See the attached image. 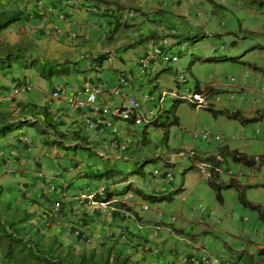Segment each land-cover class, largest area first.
I'll list each match as a JSON object with an SVG mask.
<instances>
[{"label": "crops", "instance_id": "obj_1", "mask_svg": "<svg viewBox=\"0 0 264 264\" xmlns=\"http://www.w3.org/2000/svg\"><path fill=\"white\" fill-rule=\"evenodd\" d=\"M46 2H52L56 6L55 8L65 13L68 23L60 22L59 24L57 22L58 25L63 27L62 33L55 34L53 30H49L48 26L43 24L45 23L43 20L45 16H40V14L38 16L39 20H31L27 23L22 19L14 23L1 36L3 35L8 43L15 44L22 37H25V35H22L25 33L19 34L14 31V28L24 26L25 29H32L30 33L26 32V36L36 37L34 39L37 44L43 48V51L40 52L42 56L59 64L65 63L70 74L44 80L34 70H24L17 66L12 67L8 72H0V87L3 90H10L12 86L24 82L32 84V90L23 99L14 101L11 105L0 104V110L14 111L20 110L24 106L26 112L29 111V105H34L36 106V113H38V111L46 108L49 116L53 118L54 124L64 133L78 129L77 125L81 122L82 117L86 116V112H69L62 101L52 100L50 96L57 86H62L67 94L82 100L83 96L80 93L84 83L92 82L107 88L111 86L118 74L127 75L131 80L129 90L131 95L139 97V99L144 95L150 96V100L145 101L139 111L142 121L145 122L148 119L147 126H145L147 127L145 129L146 133L148 127L152 126L151 121L162 117V113L171 107L170 104L172 105L174 100H182L174 97L177 89L176 81L173 80L171 83L160 75V62L154 63L150 70L151 73L145 77L137 74L138 58L152 46L157 45L159 40L156 39L154 28L148 30L147 23L136 25L138 15L146 17L147 13L154 12L155 15L152 14L153 18L156 16L157 19L167 17L169 25L165 29L172 28L174 31H164V36L175 34L180 27H182V33H176V36L182 38L184 36L190 38L196 31H201L204 34L201 38L220 37L223 34L237 36L236 31L238 28L241 35L248 33L249 36L245 35V39H254L252 45H247V40L244 41L243 46H241L242 43L237 41L231 42V49H244V52L237 56L238 59L235 61L239 64L238 69H236L239 77L237 83L231 85L228 81L223 84L215 82L206 86L197 83L193 92H196L195 90L204 92L207 89L222 88L223 85H226L230 91H233L235 98L230 104H222L226 105H221L224 107L222 111H227L230 114L240 112L246 119L257 118V120L253 123L243 124L238 120L228 119L224 115H217L214 118L213 125L216 126L217 132L223 136L221 143L203 144L200 141L192 143L188 141L187 143L184 138L179 149L180 155L183 151L190 150L189 157L195 163L193 168L198 167L199 163L207 164L208 167L203 169L204 172L195 168L201 175L200 180H197L193 186L186 184L185 179L191 173L183 175L181 182H175L174 180L167 182L157 178L159 181L154 187H149L148 190L151 192V196L159 197L167 192H172V187L176 185L178 186L177 189L181 188V195L192 189L199 190L201 198H203L215 193L211 183L224 186L234 180L242 188L246 200L254 205L261 206L264 212V162L262 164L256 163L253 167H244L241 164L234 163L227 155V152L229 154L236 151L250 158L261 157V160L264 159V118H260V115L264 113V94L259 93L260 87L264 84V46H260L259 41L255 39L257 36H264V0H135V7H132L140 9L139 12L131 10L118 11L114 5L102 4L96 5L97 10L95 12H85L84 9L90 7L93 3L84 0H75L73 5L65 4L71 2V0H46ZM25 6V0H0V11H24ZM140 12L146 14V16L141 15ZM220 14H229L231 18L230 26L225 25L228 29L224 32L216 28L219 21L218 15L221 16ZM48 18L50 19L51 16H48ZM25 19L28 21L27 17ZM51 19L52 22L57 21L53 17ZM163 29L159 25L158 31ZM129 30L135 31L131 37H128ZM159 35L158 37L162 36L161 33ZM140 36L141 39L137 40ZM161 38V40L164 39V37ZM162 70L166 71L165 69ZM246 72L250 74V78L243 80L242 76ZM160 92L165 93V97L161 101ZM109 99V96L104 95L99 104L108 105ZM18 103H21L22 106L18 107ZM39 122V124L44 125V121ZM116 125L123 136H132L133 131L139 127L138 124L132 126L119 122ZM30 128V126L24 125L6 136L0 137V146L5 145L8 139L18 135H24L32 146L29 152H25L22 148L26 158H24L25 162L22 165H19L17 161L13 165V170H5L0 167L2 200L11 202L14 207L24 209L27 212H29L27 210V196H38L41 199L38 201L44 202V205L52 201H58L62 206L60 216H62L63 225L77 223L81 218L80 223L84 224V228L88 230L98 228L102 221H107L109 224L106 225L109 229L112 228L115 237L123 232L118 227H113L112 223L114 225H124L123 227L130 226L129 230L135 229L134 232L141 229L146 230L147 228L153 229L154 222L164 223L161 219L165 216V213L158 211L157 205L155 210L157 219L152 217L145 219L141 216L139 210V208L147 206L144 200H140L129 191L119 195L122 185L132 184L131 188L142 189L130 177L134 174L144 176V159H141L144 161L143 163L137 164V158L132 154L134 153L133 149L139 147H137L139 140H141L139 134L136 138H133L131 145L133 149L131 148L125 159L114 160L113 152L108 148L107 133L103 128H98L95 132H83L88 143L86 146L91 149L89 151L95 156L93 158L85 154H79V150L75 152L63 148L49 147L45 143L48 138ZM256 129H260L258 135H256ZM168 146H171V141L167 138L165 147ZM191 152L194 153V157ZM154 157L159 158L158 155H154ZM216 157H219L220 160L221 157L225 159L232 176L226 177V174H216L211 170V168H217V165H220V160ZM165 162L173 163L170 159ZM45 165V169L51 171L50 182L52 183L57 179L54 188L57 190L60 187L61 193L55 190L49 192V195L44 194L45 188L42 183L40 184V179L36 177V171H41ZM137 169L140 170L139 173H135ZM110 170H118L122 175L128 174L129 178L127 177L126 181L112 186L114 190L109 191L117 192H114L115 196L110 201L105 202L103 200V203L108 204L102 205L97 195L94 196V201H97L98 204H93L94 201L87 199V197L91 194L95 195V192L101 186H104L107 190L108 186L106 187V185L110 183V179L96 176ZM239 172H243L245 175L242 177L238 175ZM207 173H210L209 177ZM86 178L90 179L87 180ZM77 179H81V185L85 186L86 189L70 191V186ZM219 194L221 199H217L218 202L213 204V210L215 211L207 213L204 208L198 211L195 207L193 209L188 208L186 203L185 207L181 206L180 211L182 213L187 212L189 218L185 220L184 226L177 228L180 230L179 233L172 231L175 242H173L172 248L168 249L169 252L170 249L174 253L177 252L175 248L177 245H180L182 254L185 253L187 256L207 249L211 254L222 255L231 259L234 264H245L243 259L236 255L237 253L245 252L253 255L257 250L264 249V220H260L259 217L246 212L238 200V191L235 187L221 188ZM130 195L132 197H129ZM65 206L73 208L72 214L65 211ZM131 212H135L141 220L131 216ZM211 212H213L212 215ZM81 213L87 215L81 216ZM127 214L131 216L127 220L128 223L119 219L122 215ZM142 220L146 223L139 222ZM175 220L176 218L172 217V221ZM90 221H93V223H89ZM28 223H30V220H28ZM177 238L180 240L179 242L176 240ZM231 239L235 241L229 244ZM260 264H264V262Z\"/></svg>", "mask_w": 264, "mask_h": 264}, {"label": "rangeland", "instance_id": "obj_2", "mask_svg": "<svg viewBox=\"0 0 264 264\" xmlns=\"http://www.w3.org/2000/svg\"><path fill=\"white\" fill-rule=\"evenodd\" d=\"M26 1V6L23 8L25 12H27L30 17L27 19H24V22H29L31 20H39L38 16L41 13H37L38 10H36V7L34 6V1L36 0H25ZM67 1V0H66ZM135 1V0H134ZM140 1V0H137ZM75 0H71L69 3H65L66 5L74 4ZM126 2V3H122ZM121 3L124 4L122 5L124 7L123 10H131L137 12L132 6L130 7V3L127 0H121ZM140 4V3H139ZM65 5V6H66ZM135 7V6H134ZM154 10L156 9L155 7L153 8ZM152 9V10H153ZM36 10V11H35ZM37 14V15H36ZM154 12L147 13L146 17H142L140 15L137 16V23L136 25H144L145 23L148 24V30L150 28H154V34L157 36L156 39H159L157 44L160 43V40L162 39L161 37H164V39L167 40V45H163V50L164 52L171 58V57H176L177 61L174 63H161L160 67V75L163 76V79H168L167 81H170L172 83L173 80H177L178 75H182L184 79L186 80V83L182 85L181 90L179 91L180 95L186 96L187 93L185 92V89L187 88L190 92L194 91V88L197 86V83L202 84V86H206L209 84H213L215 82H220V83H225L229 77L231 76H237V71L239 64L235 63V61L238 59L237 56H240L241 53L244 52L243 48H237V49H231V42L232 41H237L238 43H242L241 46H243L245 39V35H248V33H243L241 35V32L238 28L236 31L237 36H230L227 34H223L220 37L216 36H211V37H203L201 38L204 34L201 33V31H196L194 32L195 34L191 35L190 38H182L179 36H176L178 34L182 33V27L177 29L175 34H171V36H164V31H174V29L169 28L165 29L167 25H169V21H167V17L164 19H157V16L153 18ZM155 15V14H154ZM221 16L218 15L219 21H218V26L216 28L219 31H226L228 29L227 26L229 25L230 22V16L229 14H220ZM40 16H43L41 14ZM46 19V18H45ZM47 20V19H46ZM142 20V21H140ZM23 22V21H22ZM161 22V23H160ZM48 24V25H47ZM53 23L51 21H46L45 25L48 26V29L50 28V25ZM161 25L164 29L161 31H158V27ZM186 27V26H184ZM237 27V25H236ZM239 27V26H238ZM23 30V31H22ZM184 30V29H183ZM14 31L17 33H25L22 34L23 36H26V32H31L32 29H25V27H16L14 28ZM128 37H131L135 31H128ZM162 34L161 37L159 34ZM166 33V32H165ZM151 34V33H150ZM55 35V34H54ZM34 36V34H32ZM143 36V35H142ZM241 36H243L241 38ZM249 36V35H248ZM247 36V37H248ZM22 37V38H25ZM194 37V38H192ZM2 38L4 39L3 35ZM30 38V37H27ZM36 38V37H34ZM34 38H30L32 40V50L31 54L32 55H38L40 52L43 51V48L39 47L37 44L36 40ZM141 39V36L137 38ZM161 38V39H160ZM259 41L260 46H264V36H257L255 38ZM241 40V41H240ZM243 40V41H242ZM254 39H249L247 40V45H252ZM263 49V48H262ZM42 54V53H41ZM212 58V59H210ZM233 58V59H231ZM162 69H165L166 71H163ZM168 70V72H167ZM239 78V77H238ZM232 85V84H231ZM235 85V84H234ZM1 88V87H0ZM261 88V87H260ZM206 90V89H205ZM210 95L207 99H205V103H203L202 107H198V109L194 108L193 106L190 105L188 101H183L179 103L176 107L175 114L177 115L179 119V126H173L170 127L167 130L166 136L164 135V130L161 128H157L154 126L148 127V132H145V129L147 127V121L148 119L142 121V119L138 118L139 122L134 123H129L127 125H135L138 124V129L133 131L132 138H136L137 134H139V137L141 140H139L137 147L138 148H132L130 146L129 152L131 151V148L133 149L132 153L135 155L137 158V164L138 163H144V176L141 175H130L132 177V180L142 189H140L144 194L146 195H151V192L148 190L150 187H154V185L159 181L157 178H155L151 173L154 170H162L164 168L168 169L175 182L177 181H182L183 175H186L188 173H191L186 180V184H189L190 186L197 182V180H200V173L196 171L198 169L199 171L204 169L205 167L203 166V163L200 164V167L193 168L194 160L189 157V152L188 151H183L182 154L180 155L179 149L181 147V142L185 138V140L189 142H195L193 141L190 137L189 134L193 131H199L202 129H209L212 133L217 132L216 126L213 125L214 118L217 116H214L211 112L208 110H211L212 112H221L226 105L222 104H230L232 101H234L235 95L233 91H230L228 89V86L223 85L222 88H212V90H206ZM260 94H264V92H259ZM161 94V92H160ZM26 96V95H25ZM24 96L17 97L15 98L14 101H18L19 99H23ZM174 98V97H172ZM12 102H1L0 104H8L11 105L14 103ZM121 103V100L119 98H110L108 101L109 106H115L119 105ZM0 105V106H1ZM222 105V106H221ZM171 106V104H170ZM164 107V106H163ZM141 108V107H140ZM170 108V107H169ZM167 108L166 110H168ZM218 108V109H217ZM40 113V111H38ZM140 113V112H139ZM14 116L15 118H26V117H34L36 119H39L42 121V117L39 115H33L31 112H25L24 114L20 113V110H14ZM51 122L54 123L53 118L50 117ZM39 122V121H37ZM151 124V123H150ZM212 125V126H211ZM30 129L36 130L35 128L31 127ZM47 135L45 137L48 138L47 141H50V135H51V129L47 131ZM219 133V132H217ZM221 134V133H219ZM44 135V134H41ZM222 135V134H221ZM170 139L171 141V146L165 147V142L166 140ZM44 140V139H43ZM46 143V141H45ZM66 144H70L67 142ZM88 144V143H87ZM47 145V144H46ZM49 147H54L51 145H48ZM27 147H25L26 149ZM55 148V147H54ZM32 149V147H31ZM91 150V149H89ZM89 150H79V154H85L86 156L89 157H95L94 155L91 154ZM131 154V155H132ZM228 154V152H227ZM154 155H158L159 158H155ZM193 157L195 156L194 153L191 154ZM88 157V158H89ZM26 159V158H25ZM141 159H144L141 160ZM171 160L173 163H166L165 161ZM264 162V159H262ZM118 162V161H117ZM220 165H217L219 168V172H216V174H226V177L232 176L229 173V167L225 163V159L221 157V160L219 161ZM167 167H166V165ZM197 163V162H196ZM23 164V163H22ZM19 164V165H22ZM13 164H10L8 166H0L1 168L5 170H13L14 167ZM203 166V167H202ZM46 165L44 168L42 167L41 172L44 174L46 177V181L43 179H40V184L42 183L43 187L45 188L44 191L46 195H49V188L50 186L56 187V182L58 181H53L52 183L50 182L51 179V171H48L45 169ZM192 168V169H190ZM20 169V167H19ZM58 169V168H57ZM21 170V169H20ZM240 176H244L245 174L241 172L239 174ZM127 177L129 178L128 174H120L119 176H114L110 178V183H107L106 187L108 186L106 191L109 190H114L113 185L116 183H120L123 180H126ZM89 180L90 178H86ZM107 181V180H105ZM129 184L122 185L120 187L121 190H123L126 186ZM132 186V184H130ZM178 186L174 185L172 187L173 191L177 189ZM60 187L53 190V192L56 190V192L61 193ZM75 189H86L85 186L81 185V179H77L73 181V184L70 186L69 190L74 191ZM51 192V191H50ZM110 192V191H109ZM117 192V191H114ZM131 194H134L136 197H138L140 200H144L141 196L135 194L133 190L131 189ZM169 193L173 194V202H168V201H162L157 204H153L150 201L144 200L146 205L149 207L148 210H144L143 207L139 208L141 212V216H143L145 219H148L149 217H152L154 219H157L156 216V205L158 206V211H163L165 213V216L161 219L164 223H156L154 222V227L153 229L147 228L146 230L141 229L137 230L136 232L135 229H132V231L129 230L131 228L130 226H121L119 224L114 225L112 223L113 227H118L122 232H132L133 234L139 236L142 238V240H147L145 244L142 245V247L139 248L138 254L135 256L136 260H140L142 264H187L186 262H183V259L181 257L182 252H181V247L180 245L175 246L177 249V252H172V246L174 245L173 242L175 237L172 234L171 228L174 230H177L178 232L180 231L179 226H184L185 220L188 219V213L184 212L182 213L180 211L181 206L185 207V203L187 204L188 208L193 209L194 207L197 208L198 211H200L202 208L206 210L208 213L209 211H215L213 210V204L217 203V198L215 193H211L209 196H205L201 198V193L199 190H192L190 189L188 192L185 194L181 195V192L178 193H173V192H167L165 195H168ZM43 194V195H44ZM179 195V196H178ZM164 196V195H163ZM129 197H132L131 195ZM28 200L27 203V210H29L28 214H30L33 217L39 216V213L43 207L48 206L50 203L44 205L45 203L41 200L38 196L37 197H31L27 196L26 197ZM44 205V206H43ZM50 206V205H49ZM48 206V207H49ZM17 208V207H16ZM65 211L67 213L72 214L73 208L71 206H65ZM246 212L249 214L251 213L253 216L259 217L258 213L256 211H253L249 208H245ZM61 211H62V206H61ZM27 212V211H26ZM61 213V212H60ZM81 216H85L87 214H80ZM59 216V215H58ZM53 216L51 219L44 221L43 223V230L46 232L47 237H58V240L65 246V247H70L73 250L80 252V251H90L93 249L99 250L101 246L104 244H109L111 240H115V233L113 232L112 228L109 229V227L106 224H109L107 221H102L101 225L98 226V228H93V229H88L90 232V237H74L72 235V228L75 226H85L84 224L80 223L78 220L77 223H67L66 225H63L64 223L61 221L62 216L59 217ZM79 216V215H77ZM133 216V215H131ZM130 215H122L119 217L121 221H126L131 217ZM134 217V216H133ZM172 217H175L176 220L172 221ZM248 217V216H247ZM59 218V219H58ZM139 218V217H138ZM138 220H141L139 218ZM261 220V219H260ZM141 223H146V221H139ZM89 223H93V221H90ZM87 223V224H89ZM128 223V222H127ZM166 223V224H165ZM263 223V221H262ZM48 224V225H47ZM105 224V225H104ZM132 224V223H131ZM26 226H28L29 229L34 230L36 226V220H30V223H26ZM31 226V227H29ZM171 226V227H170ZM117 228V229H118ZM87 230V229H86ZM119 234V233H118ZM237 235V234H235ZM152 236V237H151ZM151 237V238H150ZM173 240V241H172ZM178 242L180 241L178 238L176 239ZM235 240L231 239L229 240V244L233 243ZM122 244L125 242V240H121ZM176 244V243H175ZM125 252H129L131 255H134V250L132 245H128L127 248H124ZM206 252L207 249H204ZM210 253V252H209ZM222 256V255H219ZM224 257V256H223ZM231 261V259H230ZM232 263V261H231ZM234 264V263H232ZM245 264H248V262H245Z\"/></svg>", "mask_w": 264, "mask_h": 264}, {"label": "trees", "instance_id": "obj_3", "mask_svg": "<svg viewBox=\"0 0 264 264\" xmlns=\"http://www.w3.org/2000/svg\"><path fill=\"white\" fill-rule=\"evenodd\" d=\"M93 4L102 5H114L116 9L123 10L124 7L121 0H84ZM130 3V7L134 4V0H127ZM50 5L55 6L50 2ZM136 11H140L138 8H134ZM141 15L146 14L140 12ZM22 16L27 18L30 16L27 12L21 10L14 11H0V72L10 71L12 67L17 66L24 70H34L41 79L50 80L53 77L64 76L70 74L69 69L65 63L59 64L56 61H51L42 56L41 53L38 55L31 54V48L33 42L30 38H22L15 44L8 43L2 38L1 34L11 25L19 22L23 19ZM24 17V18H26ZM194 38V37H192ZM212 59V58H210ZM233 59V58H231ZM196 92H199L195 90ZM201 93V92H199ZM185 100H174L171 107L164 111L163 116L151 121V125L164 130L166 136L167 130L170 127L178 126V117L175 115L176 107L179 103ZM191 106L195 107L194 104ZM21 103H18V107H21ZM26 112H31L34 116L39 115L44 121V125L39 124V119L35 118V121H21L19 118H15L14 111L12 110H0V137H4L14 130L22 126H30L36 129L40 134L47 135V131L51 129L50 141L46 140L47 145L54 146L56 148H63L64 150H89L87 145V139L78 130L70 132H61L59 128L51 122L50 116L46 108H43L40 113H36V106L29 105ZM25 107L22 106L20 113L24 114ZM214 116L224 115L228 119L238 120L243 124L253 123L257 118L246 119L240 112H234L230 114L227 111L212 112L208 110ZM260 118H264V113L260 115ZM134 123V120L131 121ZM67 142H71L69 145ZM234 163L241 164L245 167H253L256 163L262 164L261 157L259 161L255 158H250L244 154L233 151L227 154ZM166 164V163H165ZM167 166V165H166ZM192 169V168H190ZM137 169L135 173H139ZM120 175L118 170H110L97 175L98 178L110 179ZM126 181V180H123ZM211 186L215 192L216 198L221 199L220 190L221 188L228 189L235 187L238 191V200L244 208H249L256 211L261 220H264V212L259 205L246 200L240 185L231 180L227 185L217 186L211 183ZM144 200L152 203H159L162 201L171 202L173 194L169 193L164 196H151L144 194L138 188H131L130 184L126 186L120 194L127 191H131ZM181 188L172 191L173 193L181 192ZM2 188H0V264H142L140 260H136L135 256L139 252V248L146 243L147 240H142L139 236L132 232H123L115 240L109 241V244H104L99 250L93 249L90 251L77 252L70 247H65L59 240L58 237H47L45 232L42 233L37 229H29L26 226L28 220H31L33 216L28 214L26 210L16 208L11 202L2 200ZM115 196L114 192L107 191L105 193V202L110 201ZM128 211H130L128 209ZM135 218H138L135 212H131ZM174 233H179L177 230L171 228ZM125 237V242L122 244L121 237ZM128 245H132L134 255L129 252H125L124 248ZM239 258H242L244 262L248 264H260L264 262V249H259L255 254L249 255L245 252L236 254Z\"/></svg>", "mask_w": 264, "mask_h": 264}, {"label": "built area", "instance_id": "obj_4", "mask_svg": "<svg viewBox=\"0 0 264 264\" xmlns=\"http://www.w3.org/2000/svg\"><path fill=\"white\" fill-rule=\"evenodd\" d=\"M34 6L36 7L37 12L43 14L45 17L52 16L56 18L58 21H65V14L57 8H54L52 5L45 2V0H36L34 1ZM97 10V6L93 5L90 7H86L84 9L85 12H95ZM45 19V18H44ZM46 23V20H44ZM43 23V24H45ZM66 24V21H65ZM48 25V24H47ZM50 30H53L54 33L59 34L62 33V28L58 24L50 25ZM167 40L163 39L159 44L152 46L148 51L144 52L137 60V74L139 76L145 77L147 74L151 73V68L154 63L162 62V63H174L177 61L176 57H169L163 50V45H167ZM250 78V74L247 72L243 74L242 79L248 80ZM238 75L231 76L227 80L228 83L234 85L237 83ZM186 83V80L182 75L177 76L176 84L177 89L175 91L174 97L185 99L189 103L194 104L197 108L202 107L203 103H205V99L209 97L208 92L197 93L190 92L187 88L185 92L186 96L180 95L179 91L183 84ZM131 88V80L127 75L123 73L118 74L114 82L110 87H105L103 85H98L92 82L84 83L81 89V95L83 99L80 100L77 97H74L70 94H67L65 89L62 86H57L55 90L52 92L50 98L54 101H62L66 110L69 112H81L85 111L86 116L82 117L81 122L77 125L78 131L81 133L86 132H95L98 128H103L107 133L108 137V148L113 152L114 160H123L128 155V151L130 146L132 145L133 138L128 136H123L119 127L116 125L117 122L122 124H129L131 120H135V122H139L138 118H140V107L145 101L150 100L149 95H144L141 99L139 97L131 95L129 92ZM32 90V84L28 82H24L20 85H14L10 90H1L0 89V103L1 102H12L17 97H21L26 95L28 92ZM261 92H264V84L260 88ZM107 95L110 98H119L121 103L116 105L115 107H111L107 104H99L101 98ZM161 100L165 97V93L162 92L160 94ZM162 108L160 104V109ZM35 121L34 117H27L26 119H21V121ZM260 129H256V135L259 134ZM189 137L193 141H200L203 144H212V143H221L223 140V136L217 132L212 133L209 129H202L199 131H193L189 134ZM25 147H27L25 149ZM31 142L24 136L18 135L16 137H12L8 139L7 143L3 146H0V166H8L18 161V164H22L25 162V152H29L31 150ZM22 148L25 150H22ZM193 154V152H191ZM220 160L219 157H216ZM256 161H259V158H255ZM166 165V164H165ZM204 167H208L207 164H203ZM202 166V167H203ZM167 167V166H166ZM200 167V166H198ZM245 167V166H244ZM209 169V168H208ZM214 173L219 172L218 167H214ZM202 171L204 172L203 168ZM229 173L232 175L231 171ZM241 172L238 173V175ZM152 175L155 178H161L164 181L171 182L173 176L171 172L164 168L162 170H154ZM207 176H210V173H207ZM36 177L43 179L46 181V177L41 171H36ZM51 192L55 189L53 186L48 187ZM49 191V192H50ZM106 188L101 186L95 192V195L91 194L87 197V199H91L94 201L95 197L98 196L100 199V203H103V199L105 198ZM97 203V201L93 202ZM98 204V203H97ZM50 205V206H49ZM46 207H43L39 213V216L32 217V220H36L35 229L44 233L43 223L46 220L51 219L53 216H60L61 212V204L58 201H52ZM144 210H147V206L143 207ZM211 215L213 212L210 213ZM58 216V217H59ZM59 219V218H58ZM219 223V221H217ZM72 235L74 237H90V232L84 228V226H75L72 228ZM121 240H125V237L122 236ZM183 262L187 264H232L230 259L227 257L214 255L205 250L194 253L192 255L187 256L185 253L181 255Z\"/></svg>", "mask_w": 264, "mask_h": 264}, {"label": "clouds", "instance_id": "obj_5", "mask_svg": "<svg viewBox=\"0 0 264 264\" xmlns=\"http://www.w3.org/2000/svg\"><path fill=\"white\" fill-rule=\"evenodd\" d=\"M68 1V0H67ZM45 2H46V0H45ZM46 3H48V4H50V2H46ZM93 5H96V4H93ZM93 5H90V6H93ZM54 8L56 7V6H53ZM58 7V6H57ZM58 10V9H57ZM60 10V9H59ZM36 11V10H35ZM61 12H62V10H60ZM64 13V12H63ZM65 14V13H64ZM46 19H43V20H46L47 22H48V20L49 21H51L52 22V16H51V18L49 19L48 17H45ZM53 19H54V17H53ZM55 20H57L56 18H55ZM65 21H66V24L68 23V21H67V18H66V16H65ZM65 21H62L64 24H65ZM57 22H59V24H60V21H53L52 23L53 24H58ZM60 26V25H59ZM61 28H63V27H61ZM50 30V29H49ZM62 32H63V29H62ZM56 34V33H55ZM1 89V88H0ZM1 90H3V89H1ZM204 92H207V91H204ZM29 93V92H28ZM27 93V94H28ZM197 93H199V92H197ZM201 93H203V92H201ZM25 96V95H24ZM182 100H185V99H182ZM185 101H187V100H185ZM192 104V103H191ZM196 107V106H195ZM197 108V107H196ZM200 108V107H199ZM33 117V116H32ZM27 118V117H26ZM26 118H20L19 120H21V119H26ZM132 121V120H131ZM17 130V129H16ZM77 130V129H76ZM82 135H85V134H83V133H81Z\"/></svg>", "mask_w": 264, "mask_h": 264}]
</instances>
